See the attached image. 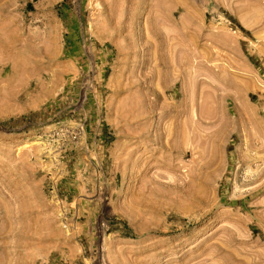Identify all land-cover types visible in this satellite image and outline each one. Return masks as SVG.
Segmentation results:
<instances>
[{
	"label": "rangeland",
	"instance_id": "1",
	"mask_svg": "<svg viewBox=\"0 0 264 264\" xmlns=\"http://www.w3.org/2000/svg\"><path fill=\"white\" fill-rule=\"evenodd\" d=\"M0 264H264V0H0Z\"/></svg>",
	"mask_w": 264,
	"mask_h": 264
},
{
	"label": "bare ground",
	"instance_id": "2",
	"mask_svg": "<svg viewBox=\"0 0 264 264\" xmlns=\"http://www.w3.org/2000/svg\"><path fill=\"white\" fill-rule=\"evenodd\" d=\"M157 8V7H156ZM166 93V92H165Z\"/></svg>",
	"mask_w": 264,
	"mask_h": 264
}]
</instances>
